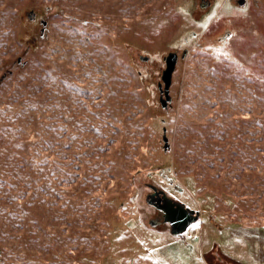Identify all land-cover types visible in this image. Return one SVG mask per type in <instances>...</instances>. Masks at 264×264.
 Segmentation results:
<instances>
[{
  "label": "rangeland",
  "instance_id": "obj_1",
  "mask_svg": "<svg viewBox=\"0 0 264 264\" xmlns=\"http://www.w3.org/2000/svg\"><path fill=\"white\" fill-rule=\"evenodd\" d=\"M244 1L0 0V264H264L229 229L264 230V0ZM150 185L203 214L182 239L149 223Z\"/></svg>",
  "mask_w": 264,
  "mask_h": 264
},
{
  "label": "flooded vegetation",
  "instance_id": "obj_2",
  "mask_svg": "<svg viewBox=\"0 0 264 264\" xmlns=\"http://www.w3.org/2000/svg\"><path fill=\"white\" fill-rule=\"evenodd\" d=\"M146 202L151 208V216L149 223L156 229H162L164 232L169 233L172 237L182 239L181 237L187 233L189 228L201 220L203 215L200 211L194 207L176 200L168 191L161 187H155L150 185V192L146 196ZM185 209L184 213L187 216H183L180 210ZM193 211V213H190ZM168 215L170 217H168ZM198 215V220L189 224L183 231L184 224L188 223V220ZM183 218V219H182ZM185 220V223H178L180 220ZM230 229H234V226H229ZM262 231H258V237L261 239Z\"/></svg>",
  "mask_w": 264,
  "mask_h": 264
},
{
  "label": "water",
  "instance_id": "obj_3",
  "mask_svg": "<svg viewBox=\"0 0 264 264\" xmlns=\"http://www.w3.org/2000/svg\"><path fill=\"white\" fill-rule=\"evenodd\" d=\"M244 3H245L244 0H238L239 6L244 5ZM31 18H34L33 15H32ZM177 58H178L177 53L176 52H171V53H168L162 59L165 62V69L163 70L162 75H161V80H162V82L164 84L163 90H161V92L164 95V98H161L160 99V104H161L162 107H165L166 102L170 100L169 87H170V84H171V76H172V73H173V71L175 69V65H176V62H177ZM145 60H147V58ZM159 87L161 88L160 85H159ZM164 142H165V148H166L167 147V139L166 138H164ZM184 211H185V209H182V211L180 210V212H181V214H183V216H187V214H185ZM190 213H193V211H190ZM168 217H170V216L168 215ZM185 220L186 219H184L183 221L180 220L178 223H181V222L182 223H185ZM197 220H198V215L197 216H194L192 219L188 220V223L184 224V227H182L183 228V231L186 229V227L189 224L194 223Z\"/></svg>",
  "mask_w": 264,
  "mask_h": 264
},
{
  "label": "trees",
  "instance_id": "obj_4",
  "mask_svg": "<svg viewBox=\"0 0 264 264\" xmlns=\"http://www.w3.org/2000/svg\"><path fill=\"white\" fill-rule=\"evenodd\" d=\"M140 59L142 61H148L149 60V59L145 60L142 56L140 57ZM146 204L149 205L147 202H146ZM232 226H234V229L236 231L241 232L240 236H242L245 239H248L249 234H250V236H249L250 238H255V239L258 238L259 239V237L257 235L259 230H256V229L255 230H253V229L248 230V229L242 228L238 225H232ZM226 229H228V227ZM229 229H230V227H229ZM234 229H230V231L232 232ZM261 234H262L261 239H264V230L261 232ZM255 236H257V237H255ZM263 243H264V241H263ZM229 264H241V262L229 260Z\"/></svg>",
  "mask_w": 264,
  "mask_h": 264
}]
</instances>
